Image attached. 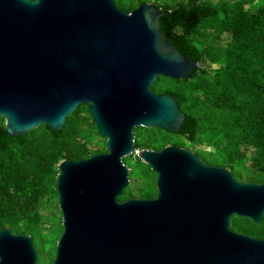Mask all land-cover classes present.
Returning <instances> with one entry per match:
<instances>
[{
	"label": "water",
	"instance_id": "water-1",
	"mask_svg": "<svg viewBox=\"0 0 264 264\" xmlns=\"http://www.w3.org/2000/svg\"><path fill=\"white\" fill-rule=\"evenodd\" d=\"M177 19L149 1L126 12L114 0H0V146L22 144L40 124L63 142V125L84 108L105 137V152L57 165L62 232L51 264H264V238L231 222L261 221L264 181L179 145L134 144L137 126L181 133L194 124L174 94L151 89L158 76L199 67L171 35ZM134 153L157 174V192L119 200L129 182L122 158ZM36 262L30 235L0 228V264Z\"/></svg>",
	"mask_w": 264,
	"mask_h": 264
},
{
	"label": "trees",
	"instance_id": "trees-1",
	"mask_svg": "<svg viewBox=\"0 0 264 264\" xmlns=\"http://www.w3.org/2000/svg\"><path fill=\"white\" fill-rule=\"evenodd\" d=\"M114 1L126 12L147 1L169 12L176 10L178 19L171 35L182 37L199 56L195 60L199 67L191 69L190 76H158L151 85L156 93L174 94L180 110L192 118L193 126L181 133L137 126L154 129L161 135L138 144L134 136L136 148L158 150L170 144V134L176 136L171 144L191 149L198 156L209 155L208 164L229 169L241 164L255 172L243 180L263 182L264 0ZM88 114L89 109H81L75 114V124L63 125V142L46 124H40L26 132L22 144L7 142L0 146V228L8 226L13 232L30 235L37 253L36 264H51L62 232L55 190L58 163L106 151L105 137L97 134L94 123L87 122ZM0 130L5 131L2 116ZM133 155H129L130 159ZM135 156V161H140ZM145 165L151 173L152 189L134 193L128 175L129 182L119 200L156 195L157 174ZM232 219L253 226L242 225L234 230L264 238V215L258 223L238 215ZM46 245L51 248L44 259Z\"/></svg>",
	"mask_w": 264,
	"mask_h": 264
},
{
	"label": "rangeland",
	"instance_id": "rangeland-1",
	"mask_svg": "<svg viewBox=\"0 0 264 264\" xmlns=\"http://www.w3.org/2000/svg\"><path fill=\"white\" fill-rule=\"evenodd\" d=\"M133 135L136 137V139H137L136 143L138 144V143H144L145 141L147 142L150 139H154V138L157 139L160 137L161 134L158 133L157 131H155L154 129H151V128H136L135 127L133 130ZM168 137L167 138H168V141L170 142V144L173 143L174 139L176 138V136H172L170 134H168ZM204 147H206V146H204ZM207 149H208V147H207ZM135 155H137V154L134 153V155L132 156V159H130L129 155L122 158L123 162L129 168V177L131 180L130 186L133 189L134 193H141V192L144 193L145 191L148 192L149 190L152 189V187H151V180H152L151 179V173L148 172L146 169L145 164H147V163L143 162L141 159L138 162L135 161V157H136ZM199 156L202 158L203 161H205L207 163H209V161L211 159L209 157V155L208 156L199 155ZM214 165H216V164H214ZM230 170L236 178L241 179V180H243L245 177H248V176H251L252 174H255L254 170H252L251 168H248V167H244L241 164L235 165L233 168H230ZM231 222H232V228H234V229L238 228V226H242V225L253 228V226H248V224L243 222V221H238V220L234 221L232 219ZM50 248L51 247L49 245H46L44 259L48 258L47 253L49 252Z\"/></svg>",
	"mask_w": 264,
	"mask_h": 264
},
{
	"label": "flooded vegetation",
	"instance_id": "flooded-vegetation-1",
	"mask_svg": "<svg viewBox=\"0 0 264 264\" xmlns=\"http://www.w3.org/2000/svg\"><path fill=\"white\" fill-rule=\"evenodd\" d=\"M154 197V196H153Z\"/></svg>",
	"mask_w": 264,
	"mask_h": 264
}]
</instances>
